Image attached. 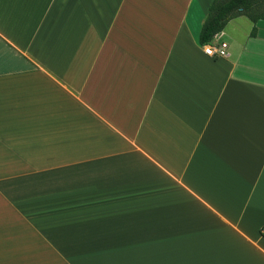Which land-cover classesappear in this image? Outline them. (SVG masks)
Here are the masks:
<instances>
[{"label": "crops", "instance_id": "0c3cea01", "mask_svg": "<svg viewBox=\"0 0 264 264\" xmlns=\"http://www.w3.org/2000/svg\"><path fill=\"white\" fill-rule=\"evenodd\" d=\"M212 1L0 0V264H264V20L208 56Z\"/></svg>", "mask_w": 264, "mask_h": 264}, {"label": "trees", "instance_id": "16d2710c", "mask_svg": "<svg viewBox=\"0 0 264 264\" xmlns=\"http://www.w3.org/2000/svg\"><path fill=\"white\" fill-rule=\"evenodd\" d=\"M240 16L256 23L264 20V0H213L202 23L198 44L205 46L221 33L227 23ZM253 27L251 34H254Z\"/></svg>", "mask_w": 264, "mask_h": 264}, {"label": "built area", "instance_id": "2783aa9c", "mask_svg": "<svg viewBox=\"0 0 264 264\" xmlns=\"http://www.w3.org/2000/svg\"><path fill=\"white\" fill-rule=\"evenodd\" d=\"M204 53L208 56L224 57L226 55L227 44L224 42L210 43L205 45Z\"/></svg>", "mask_w": 264, "mask_h": 264}, {"label": "rangeland", "instance_id": "374dc122", "mask_svg": "<svg viewBox=\"0 0 264 264\" xmlns=\"http://www.w3.org/2000/svg\"><path fill=\"white\" fill-rule=\"evenodd\" d=\"M244 22H247V24H250V22L247 19H242Z\"/></svg>", "mask_w": 264, "mask_h": 264}]
</instances>
